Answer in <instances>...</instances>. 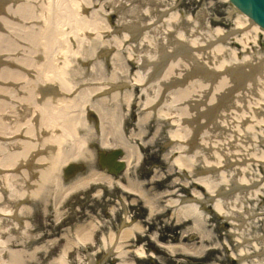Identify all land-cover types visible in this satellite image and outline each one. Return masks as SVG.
Masks as SVG:
<instances>
[{"label": "bare ground", "instance_id": "6f19581e", "mask_svg": "<svg viewBox=\"0 0 264 264\" xmlns=\"http://www.w3.org/2000/svg\"><path fill=\"white\" fill-rule=\"evenodd\" d=\"M84 1L0 0V9L5 10L0 13V232L6 233L8 227H24L18 214L21 208L25 212H29L30 208L25 203L19 205L20 200L30 196L36 199L37 194L47 186H54L58 203L69 192L90 183L101 179L110 183L109 176L96 170L68 184L62 182L59 174L56 175L58 162L64 163L71 157H84L86 153H90V157L84 158L91 160L92 153L83 149L82 140L75 142L69 150L57 151L60 161L54 159L55 154L46 153L45 145L48 147V144H57L64 137L74 136V127L79 120H83L79 111L75 113L77 108L85 113L88 104L102 124L105 134L101 143L107 145L111 136L113 146L124 149L127 167L131 166L132 159H140L137 145L124 136L120 124L119 99L129 106L134 86L141 88V94L146 99L140 102L143 114L136 121L138 132L132 133V136H143L145 124L155 116L161 115L170 120L177 127L170 133L171 140L177 142L172 144L165 159L171 157V152H177L178 155L171 158L172 163L185 170H190L199 160H205L206 174L196 177L195 182L205 187L211 198H215L211 202L213 210L226 218L232 215V226L241 229L240 214L233 211L236 198L261 195L262 189V184L253 183L244 175V171L250 168V161H264V154L252 152L244 140L251 136L249 131L255 124L264 127V110H260L264 106V86L257 83L262 60L248 54L240 57L234 50L232 60L227 62L222 42L232 35L236 43L246 45L250 29L257 34L262 33L263 37L264 30L241 13L245 20L237 19L230 32L216 26L211 36L207 30L206 20L209 17L206 9L201 10L197 19L192 21L189 15L180 17L178 13L169 12L162 0H102V3L109 1V5L120 15L121 34L116 33L110 39L118 49L113 52L116 65H121L119 50L124 41L131 40L130 52L137 51L135 61L139 68L134 80L128 84L129 89L116 90L92 101L91 95L107 90L111 84L89 86L77 91L78 83L71 82L63 70V66L67 65L66 54L77 52L72 48L70 36H76L83 28L94 32L100 22L95 11L88 9L92 1ZM147 6L152 11L150 16L147 15ZM100 8H103L102 4ZM232 10L238 9L232 5ZM165 20L171 21L172 27L161 31L162 38L154 45L149 43V33L153 31L151 25L160 27ZM104 27L107 31H115V26L107 22ZM129 54L133 57L132 53ZM122 71L127 74L124 67ZM89 101L92 102L89 104ZM109 103L113 106H108ZM152 108L153 112L150 111ZM223 166L228 167V173ZM171 180L168 183L171 190L167 186L164 191L153 195L142 182L130 178L127 184L120 186L141 196L152 211H163L164 208L157 204L161 200L165 206L174 207L172 217L178 222L194 218L201 223L199 191L192 190L195 197L192 202L183 201L187 197L166 199L164 197L176 192L173 187L179 182L178 177ZM4 183L10 189L9 194L3 188ZM182 184L187 185L188 181L184 180ZM223 184H228L227 189L220 192L218 187ZM89 227L86 231L81 227L78 229L76 245L91 241L95 226L91 224ZM141 231L139 223H132L122 228L119 237L127 240ZM22 234L27 239L32 238L24 231L19 232L20 236ZM109 236L107 244L110 245L115 234ZM8 238L11 237L0 236V264H28L36 259L35 252L46 249L45 245H37L31 251L11 248ZM152 238L157 240L156 235ZM160 245L170 252L178 249L189 252L192 249L188 244ZM253 246L264 251V244ZM69 247L70 244L47 264H69ZM114 252L116 257L121 258L117 264H134L124 259L126 251L122 244L115 245ZM246 252V249L245 252L240 249L234 257L237 256L241 264H262L261 254L246 261ZM5 253H8L7 257ZM136 254L139 258L147 255L142 248Z\"/></svg>", "mask_w": 264, "mask_h": 264}, {"label": "rangeland", "instance_id": "374dc122", "mask_svg": "<svg viewBox=\"0 0 264 264\" xmlns=\"http://www.w3.org/2000/svg\"><path fill=\"white\" fill-rule=\"evenodd\" d=\"M91 1L92 4L88 9L95 11L100 22L96 25L97 29L94 32H87L89 29L83 28L78 30L76 36H70L72 48L77 52L66 54L67 65L63 66V70L71 82L78 83L77 91L81 88L86 89L89 86L102 84H125L126 86H123L122 90L129 89L127 85L134 80L133 77H136L139 68L135 61L137 51L130 52L132 50L130 48L131 40L124 41L119 50L120 66L127 69V74H124L122 67L116 65L113 58V52H117L118 49L110 40L114 34L119 35L122 31L119 12L115 11L112 5H109V1L105 3H102V0ZM83 2L85 3L84 0ZM162 3L165 5L164 7L170 9L169 12L178 13L180 17L181 15H189L192 21L197 19L201 10L206 9L209 17L206 20L208 23L207 30L211 36H213L216 26L230 32L237 19L245 20L242 16L243 13L239 10L233 11L232 3L227 0H162ZM101 4L103 8H100ZM127 4L125 3L126 6H129ZM149 7L146 8L148 16L152 13ZM106 22L115 26V31H107L104 27ZM172 25L173 23L167 20L161 22L160 27H155L152 24L153 31L149 33V43L154 45L156 41L161 40L160 32L165 31L167 27H172ZM231 36L222 42L225 48L223 54L227 62L232 60V51L234 50L240 57L248 54L261 59L262 71L259 73L258 77L260 78L257 83L264 86L263 34L260 32L257 34L250 29L246 45L236 43ZM214 38L216 37L214 36ZM150 47L153 48V46ZM129 53H132L133 57H130L131 54ZM101 92L104 90L102 89ZM101 92L91 95L90 100L94 101L99 98ZM133 93L129 106L121 98L119 99V110L122 115V123L120 124L124 136L131 143L141 146L140 159H132L131 166L126 171L109 176L111 178L110 183L106 179L90 183L84 188L69 192L58 203L53 192L54 186L51 185L41 190L36 199L30 196L28 199L20 200V204L25 203L30 208L29 212H25L21 208V212L18 214L24 227L19 229L8 227L6 233L0 232V236L11 237L8 238V246L11 248H24L31 251L37 245H45V250L35 252L36 259L34 260L36 261H29L28 264H47L69 244L71 245L67 253L69 264H115L121 260L113 252L115 245L118 244H122L126 251L124 259L134 264H241L238 257H234L240 249L244 252L245 249L247 250L244 256L246 261H250L251 258L261 254L262 264H264L263 248L255 249L253 246V244L258 245V243L260 246L264 244V161L254 163L247 160L250 163V168L244 171V175L250 178L253 183L262 184L261 195L236 198L233 211L235 210L240 214L242 228L234 229L230 222L232 215L226 218L217 214L211 206L210 193L205 187L195 182L196 177L206 174V172H200L201 169L205 168L203 165L205 160H199L190 170H185L172 163V159L178 155L177 152H171V157L165 159L164 156L169 152L172 144L177 142L171 140L170 133L177 127L171 124L170 120L161 115L155 116L145 124L143 136L140 138L132 136V133L138 132L136 121L143 114L140 102L146 99V96L141 94L140 87L134 86ZM92 101H89V104ZM108 106L112 107L113 103H109ZM85 109V113L79 108L75 112H80V116L83 118V120L78 121L73 129V135L76 139L74 136L64 137L57 144H48L49 148L45 145L46 153L55 154L54 159L57 158L58 161L60 159L57 157V151L69 150L75 142L81 140L84 141L83 149L92 153L91 160H86L90 157V153H86L84 155L87 157L86 159L83 156H78L71 157L64 163H57L56 175L61 176L64 184L87 175L92 169L100 170L98 167L99 152L111 151L114 148V139L111 136L108 137L107 145L101 143L105 134L102 130V124L93 114V111L89 109L88 104ZM153 110L152 108L150 111L153 112ZM263 128L262 125L255 124L253 130L249 131V135H251L248 136L249 140L244 139L245 145L252 152L258 151L259 154H264ZM143 142L146 145H142ZM115 147L121 149L120 146L116 145ZM70 164H81L82 167L73 178L68 179L64 177L63 170ZM226 167L223 166V170L228 173L229 170ZM176 177L179 178V182L173 187L176 192L164 198H193L192 190L199 191L200 199L198 200L200 202L198 203L203 219L201 223L195 221L194 218L183 219L178 222L175 217H172L174 207L165 206L164 201L161 200L157 204L160 208H164L163 211H152L141 196L125 191L119 185L127 184L128 178L143 181L145 189L153 195L168 188L170 180ZM184 180L188 181L187 185L182 184ZM6 184L4 183L3 188L9 194L10 189ZM227 185H220L218 187V189L221 188L220 192L225 191ZM169 189L171 190L170 187ZM126 218L129 219L128 222H126ZM132 223H139L142 226V231L135 232L134 237L121 240L119 235L123 225ZM91 224L95 226L91 241L85 245H76L79 238L78 229L81 227L85 231L89 230ZM23 231L31 235L32 238L27 239L23 234L20 236L19 232ZM111 233L115 234V239L109 245L107 242ZM150 235H156V238L163 243L188 244L192 249L189 252H182L180 249L170 252L157 245L155 240L150 238ZM140 248L145 249L146 257H138L136 252ZM5 256L7 257L8 253H5Z\"/></svg>", "mask_w": 264, "mask_h": 264}, {"label": "water", "instance_id": "95a60500", "mask_svg": "<svg viewBox=\"0 0 264 264\" xmlns=\"http://www.w3.org/2000/svg\"><path fill=\"white\" fill-rule=\"evenodd\" d=\"M242 12L264 28V0H231Z\"/></svg>", "mask_w": 264, "mask_h": 264}]
</instances>
